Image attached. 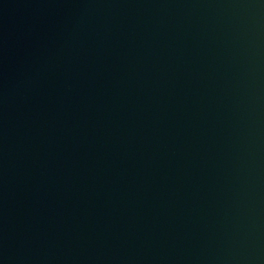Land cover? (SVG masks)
I'll use <instances>...</instances> for the list:
<instances>
[{
    "label": "water",
    "instance_id": "obj_1",
    "mask_svg": "<svg viewBox=\"0 0 264 264\" xmlns=\"http://www.w3.org/2000/svg\"><path fill=\"white\" fill-rule=\"evenodd\" d=\"M0 264H264V0H0Z\"/></svg>",
    "mask_w": 264,
    "mask_h": 264
}]
</instances>
